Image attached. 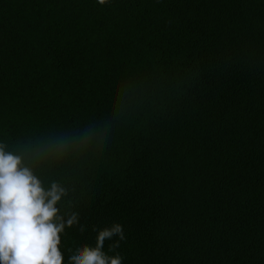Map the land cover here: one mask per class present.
Masks as SVG:
<instances>
[{"label": "trees", "instance_id": "obj_1", "mask_svg": "<svg viewBox=\"0 0 264 264\" xmlns=\"http://www.w3.org/2000/svg\"><path fill=\"white\" fill-rule=\"evenodd\" d=\"M87 132L35 168L63 264L113 223L122 264H264V0H0V143Z\"/></svg>", "mask_w": 264, "mask_h": 264}, {"label": "clouds", "instance_id": "obj_2", "mask_svg": "<svg viewBox=\"0 0 264 264\" xmlns=\"http://www.w3.org/2000/svg\"><path fill=\"white\" fill-rule=\"evenodd\" d=\"M97 2L103 6L110 0ZM90 134L60 137L46 149L25 148L19 154L7 151V145L0 143V264H63L61 235L79 224V213L61 214L57 205L69 195L68 188L56 180L45 188L35 168L42 160L58 158L85 142ZM79 230L83 232L84 225H79ZM94 230L95 246L84 244L71 250L68 264H122L119 253L109 255L103 250L106 239H125L122 225L113 223ZM118 247L117 241L109 250L114 252Z\"/></svg>", "mask_w": 264, "mask_h": 264}]
</instances>
